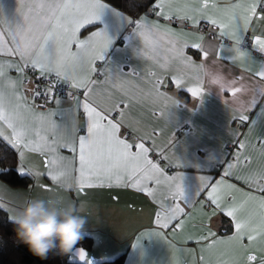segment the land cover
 <instances>
[{"label":"snow or ice","instance_id":"6c2138e0","mask_svg":"<svg viewBox=\"0 0 264 264\" xmlns=\"http://www.w3.org/2000/svg\"><path fill=\"white\" fill-rule=\"evenodd\" d=\"M125 2L132 11L142 10L137 18L129 17L105 0H20L22 10L5 20L4 6L0 2V137L18 151L21 161L25 151L40 155L46 165L41 174L58 186L67 174L60 165L67 162L78 177L79 191L115 186L130 187L145 194L158 206L155 223L161 229H171L173 235L186 231L187 223L193 219L192 209L198 206L202 219L185 239L198 245L199 264H264V174L235 175L233 172L238 164L249 163L248 156L236 152L233 162L227 164L221 178L214 182L203 175L191 180L180 171L169 174L159 160H169L165 153L174 148V138L168 141L167 148H160L159 159H156L158 146L152 139L155 130L151 134L141 132L127 121L125 100L105 107L94 99L97 84L112 82L113 86H118L115 81L119 76L136 74L134 68L124 73L123 62L113 60L112 54L120 52L117 39L125 42L126 50L130 41L142 39L143 47L135 44L133 54L153 60L160 69V73H148L153 86L151 95L172 100L160 91L161 76L168 73L175 88L186 89L193 97H201L202 102L204 77H207L220 91L231 94L232 100L228 102L237 106L232 119L254 125L256 119H250L247 113L264 116V84L259 83L264 81V63L254 73L257 81L254 85L246 84L242 76L227 80L208 67L211 53L205 48L202 35L177 32L170 25H190L199 31L201 21H206L215 28L212 37L218 36L221 41L212 63H236L249 55L243 50L244 34L256 19L264 20V0H248L246 4L240 0L231 9H224L230 13L226 22L215 15L220 11L217 0H183L182 6L176 7L173 5H180L181 0ZM191 3L198 7H191ZM152 15L167 23L149 19ZM129 27L130 31L125 34ZM178 37L193 38L180 40ZM225 37L239 46V56L224 51ZM253 40V47L264 53V37H253ZM188 48L197 50L200 63L186 54ZM147 49H151L153 55L149 56ZM172 62L194 68L203 76L197 77L195 87L188 86L184 74L169 72ZM6 69L17 72L19 78L13 80ZM29 70L37 74L35 81L27 77ZM97 76L104 79L94 78ZM29 83L33 87H26ZM59 84L75 89L80 95L68 91L72 106L50 110L49 104L62 103L56 96ZM249 93L247 102L241 101L240 97ZM173 103L176 107L180 105L178 100ZM79 114L84 117L82 125L78 123ZM56 116L61 119H53ZM45 123L47 126H43ZM5 129L10 130L8 135ZM233 135L237 147L245 149V143L235 139V133ZM258 143L264 149V138ZM61 149L69 156H62ZM175 166L183 165L177 161ZM13 171L22 177L33 174L20 163L14 169L0 168V177L7 179ZM234 175L236 180L243 181L244 187L226 179ZM42 187L51 190L47 185ZM201 196L203 202L198 200ZM205 208L209 211L205 212ZM0 210L7 213L10 220V209L2 199ZM217 213L223 214L229 222L222 235H217L211 227ZM154 234L167 239L163 232ZM220 246L224 250L215 261L204 255ZM73 251L74 258L91 264L84 249Z\"/></svg>","mask_w":264,"mask_h":264},{"label":"crops","instance_id":"0c3cea01","mask_svg":"<svg viewBox=\"0 0 264 264\" xmlns=\"http://www.w3.org/2000/svg\"><path fill=\"white\" fill-rule=\"evenodd\" d=\"M0 2L4 6L3 18L5 20L12 18L22 10L20 0H0ZM238 2L240 0H217L220 11L215 12V15L226 22L230 13L223 10L231 9ZM247 2L248 0H243V3ZM182 3L183 0L180 5L173 6H182ZM190 6L198 7L195 3H191ZM23 10H26V7ZM149 19H159L161 24L167 23L154 15ZM202 24L208 23L201 21L200 25ZM170 27L177 32L181 30L190 34L195 32V35L204 37L203 44L211 53L207 64L213 73H220L227 80L242 76L244 82L250 86L257 83L254 73L264 63V53H260L253 47V37H264V20L256 19L249 25L244 34L243 45V50L249 55L236 63L227 61L212 63L215 58V49L221 42L218 36L212 37L209 33L196 31L190 25L178 27L176 23H172ZM210 27L215 31L214 27ZM129 31L130 27L125 29V34ZM190 38L193 37H178L180 40ZM137 43L143 47V40L140 39L130 41L126 50L125 42L117 39L116 46L120 52L112 54L113 60L123 62L124 73H130L134 68L136 74L119 76L115 81L118 86H113L112 82L97 84L94 88V99L105 107H111L118 101L125 100L127 121L134 123L141 132L151 134L155 130L152 139L158 146L157 153L154 154L156 159H159L160 148H167L168 141L174 138V148L165 153L169 160H159L161 166L165 167L169 174L180 171L191 180L203 175L214 182L221 178L227 164L233 162V156L238 151L249 157V163L247 165L238 164L233 169L235 175L264 174V149L258 143L261 138H264V116H258L256 112H248L250 119H256V123L251 126L233 120L237 106L228 102L232 100L231 94L227 91H220L219 87L212 84L207 77H204L205 91L202 102L201 97H193L186 89L175 88L168 79V73H163L161 76L163 83L160 91L172 97V100L165 101L163 97L158 98L151 95L153 86L148 73H160V69L153 60L147 57L139 58L133 54V48ZM223 43L225 44L224 51L229 55H235L230 50L233 42L225 37ZM185 51L193 61L201 62L197 50L188 48ZM147 52L149 56L153 55L151 49H147ZM6 71L13 80L19 78V74L14 70L6 69ZM169 72L184 74L185 84L191 87L196 86L197 77L203 76V73L198 70L184 67L176 62H172ZM94 78L101 81L104 79L102 76ZM259 83L264 84V81ZM5 90L10 91L8 88ZM180 92H184L188 97L182 98ZM249 97L250 93L241 96L240 99L247 102ZM60 100L62 103L59 106L52 104L48 108L56 110L72 106V101ZM176 100L180 101L178 107L173 103ZM53 119L59 121L61 117L56 116ZM78 123L80 125L84 123L82 114L78 115ZM43 126H47L46 123ZM9 133L10 130L5 129V135ZM234 133L236 134L235 139L245 143V149L237 147L234 142ZM14 150L17 152L18 165L22 163L25 169L32 170L33 174L30 177L33 178V184L28 189L13 190L16 192L10 195L11 198L27 197L30 202L33 199H43L54 202L58 207H66L69 203L80 206L82 208L80 214L84 215L88 221L83 235L93 240L91 250H85L91 264L113 260L123 253L126 254L125 264H193V261L199 264L201 253L198 245L185 239V235L188 232H194L202 219L198 206L192 209L193 219L187 223L186 231L173 235L171 229H161L155 223L158 206L145 194L130 187L115 186L92 187L79 191L78 177L73 174L72 167L67 162H62L60 165V169L67 174L62 177L58 186L48 176L41 174L45 171L46 165L40 155L25 151L21 161L18 151ZM60 154L69 156V153L63 149L60 150ZM177 161L183 166L176 167ZM170 163L172 166H169ZM235 175L226 179L238 187H244L243 181L236 180ZM37 183H40V186H37ZM43 185L49 186L51 190H45ZM38 193L40 195H37ZM198 200L203 202L204 197H198ZM204 211L207 212L209 209L205 208ZM224 218L227 219L223 214L217 213L211 221V227L217 235L223 234L221 233L225 230L223 225L228 226ZM154 232H163L167 239L155 235ZM223 250V246H220L204 255L215 261ZM74 257L73 251L72 260L87 264Z\"/></svg>","mask_w":264,"mask_h":264},{"label":"clouds","instance_id":"9594fccd","mask_svg":"<svg viewBox=\"0 0 264 264\" xmlns=\"http://www.w3.org/2000/svg\"><path fill=\"white\" fill-rule=\"evenodd\" d=\"M239 56L241 49L233 44L230 49ZM75 203L58 207L52 201L33 199L22 209L10 214L15 240L26 245L29 251L46 260L51 252L59 255L72 253L83 238L87 218Z\"/></svg>","mask_w":264,"mask_h":264},{"label":"trees","instance_id":"16d2710c","mask_svg":"<svg viewBox=\"0 0 264 264\" xmlns=\"http://www.w3.org/2000/svg\"><path fill=\"white\" fill-rule=\"evenodd\" d=\"M105 2L119 8L133 19L137 18V15L142 11L140 9L132 11L131 7L126 4L125 0H105ZM189 52L194 53L192 50H189ZM180 95L182 98L188 97L184 92H180ZM17 166V152L0 137V168L14 169ZM0 181L8 188L12 189H28L33 184L32 177H22L15 171H13L7 179L0 177ZM7 215L8 214L3 210H0V225H2L0 226V264H83L72 260V253L59 255L58 252L54 251L49 254L46 260H41L39 257L34 256L26 245L18 243L15 240L16 234L14 232V226L10 220L7 219ZM224 220L228 226L225 227L223 225L225 230H222L221 233H224L229 227L228 219L224 218ZM92 245V238L83 235V238L76 245V248L91 250ZM125 258L126 254L123 253L113 260L102 261L97 264H125Z\"/></svg>","mask_w":264,"mask_h":264},{"label":"rangeland","instance_id":"374dc122","mask_svg":"<svg viewBox=\"0 0 264 264\" xmlns=\"http://www.w3.org/2000/svg\"><path fill=\"white\" fill-rule=\"evenodd\" d=\"M37 186H40V183H37ZM13 190H16V189L8 188L6 185L1 183L0 181V199H2L6 203V205L9 207L10 214L15 212L18 209H22L28 203H30L27 197L23 199L22 198L20 199L11 198L10 195L13 194V192L14 193L16 192ZM37 195H40V194L38 193Z\"/></svg>","mask_w":264,"mask_h":264},{"label":"built area","instance_id":"2783aa9c","mask_svg":"<svg viewBox=\"0 0 264 264\" xmlns=\"http://www.w3.org/2000/svg\"><path fill=\"white\" fill-rule=\"evenodd\" d=\"M200 31L205 32V33H209L211 36H212V33L215 32L213 29H211L209 27L208 24H202L200 26ZM26 74H27V77L29 78L30 81H35V77L37 75L36 73H34L31 70H29ZM26 87L31 88V87H33V84L29 83V84L26 85ZM68 91H73L76 95H80V93L77 92L75 89H69L67 85L59 84V85H57V90H56L57 98L69 100V98L67 96V92ZM50 105H52V104H49L48 107Z\"/></svg>","mask_w":264,"mask_h":264}]
</instances>
